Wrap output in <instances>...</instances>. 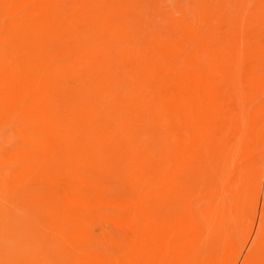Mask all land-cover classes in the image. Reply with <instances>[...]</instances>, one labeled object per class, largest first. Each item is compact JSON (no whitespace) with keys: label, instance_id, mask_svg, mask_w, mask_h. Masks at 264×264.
<instances>
[{"label":"rangeland","instance_id":"1","mask_svg":"<svg viewBox=\"0 0 264 264\" xmlns=\"http://www.w3.org/2000/svg\"><path fill=\"white\" fill-rule=\"evenodd\" d=\"M36 1L38 2L39 0L33 1V4L34 2L35 4L31 5L32 2L28 0L29 3L31 2L29 5L31 8L30 10L27 0H0V80L2 79V82L0 81V264H40L43 259H41V257H44L41 262L43 263L44 260L49 257L48 253L50 251L53 253V256H51L52 253H49L50 257L48 259L54 257L56 260L61 256L60 259L62 260L58 259V264H60V262L62 263L65 259L66 263L63 261L64 263L62 264H86V262L87 264H110L109 260L111 258L124 259L123 261L128 264L129 261L130 264H135V262L137 264H153L150 260L145 258V256L144 258L143 256L141 257L138 250L132 247L130 248L125 243V241L132 240V236L126 227L124 213H121L123 210L118 204H115L111 197L98 191V188L91 190L93 184L89 185V182H101L102 184L104 183V185L106 184L110 189L112 187L111 190L114 191L116 195H123L128 199L131 196L130 199L132 201L144 204L149 212L156 208L154 210L155 212L153 211V215L163 211L162 214L158 213V216L155 215V217L158 221L165 223V225L185 228L187 225L190 226L191 223L194 224L196 226L195 234L197 237V242L195 243L197 247L195 246L196 249L192 251L195 259L194 264H235V261L236 264H264V0H87V2L85 0H75L76 2L78 1V3H75L73 0L72 2L71 0H62L63 3H61V0H42L43 2L45 1L44 3L42 2V6H39L41 2L37 3ZM64 1L66 4H64ZM54 2H56V4L59 3L57 4L58 7ZM82 2L84 4H82ZM133 2H135V4ZM49 3L52 5L50 6ZM72 3L76 5L74 6ZM25 4L28 7L25 6ZM55 5L58 10L54 7ZM126 5L129 9L126 8ZM33 6L36 8H33ZM70 6L74 8V11L72 7L71 9H67ZM123 7L125 8L123 9ZM52 11L56 13H52ZM65 12L71 14V16L69 14H64ZM72 13H74V15ZM86 13L89 22L86 20ZM22 14H25V16ZM54 14H57L56 17ZM109 14L115 15H113V17L110 16V20H108ZM48 15L49 17L51 16L50 19ZM72 15L74 19L76 15L75 20H72ZM77 16L79 19H77ZM114 16L116 20H114ZM57 17H59V19ZM106 19L109 22L114 20L113 22L116 23L113 25V23L110 22L112 24H109ZM50 20L53 25H51ZM133 20L136 21V23ZM101 21L102 24L100 23ZM33 22H35V24ZM53 22L58 25L54 26ZM105 22L108 23V25H106ZM195 22L198 23L199 26H195L197 25ZM60 23L63 27L60 26ZM66 23L67 25L70 24L73 26L75 31H72V34L74 35L75 32L74 36L71 35L72 27H70V25L64 27ZM131 23H134V30ZM101 25L104 27H101ZM206 25L207 27H205ZM43 26L46 27L44 28ZM189 26L193 31H191ZM57 28L59 32H56ZM70 28L71 30L69 31ZM150 28H153L152 30L154 31L150 30ZM176 28L178 31H176ZM27 29L30 32L27 31ZM53 29H55L54 33L52 32ZM186 30L189 31V33ZM208 30L214 33L213 36L211 32V36L214 38L210 36L208 33L210 31ZM38 31L41 34H39ZM61 31L64 32L62 33ZM165 31L166 33L164 34ZM180 31L182 33H180ZM45 32L47 33L45 34ZM67 32L68 34H66ZM21 33L25 37L23 36L21 38ZM49 33H53V38H49L52 37ZM84 33L87 34L85 35ZM115 33L118 36H116ZM149 33L150 38L156 40L154 46L150 45L154 44L152 43L154 40L151 41V39L148 38V41H146ZM16 34L18 36L20 35L18 37L19 39ZM29 34L33 36L31 35L30 37ZM59 34H61L62 38L66 34V37L62 39ZM145 34L148 36L146 37ZM56 35L60 38L57 37L59 41L55 38ZM111 35L113 37H111ZM179 35H182L181 38ZM10 36L12 39H10ZM40 36L44 38L41 37L42 39H40ZM151 36L154 37L152 38ZM204 36H206L207 39ZM122 37L125 38V40H123ZM134 37L137 38L135 39ZM91 38L93 42L97 41V39L98 41L94 44ZM107 38H110L109 40L111 42L105 40ZM175 39H188L187 42L190 44L193 43L192 45L194 46L197 45L196 47H200L204 50L210 49L209 52L213 50L211 52L221 55L222 68H224L225 71L228 69V72H223L222 77L218 76L221 84L218 90L219 92H217L213 101L215 103L213 104L214 108L212 107L215 110L216 106V110L213 111V109H211L209 114L212 113L213 117L210 114L209 119L203 116V112L199 109V101L195 92L190 65L188 63L185 65V62L180 59L177 60L178 57H176L170 49L168 41H173ZM204 39L205 41H211L205 42ZM242 39L244 40L242 41ZM138 40L141 41V43H139ZM218 40L220 41L218 42ZM101 41L103 43H101ZM117 41H119V45H117ZM124 41H126L125 44H123ZM132 41H135V43L133 44ZM142 41L143 43L148 42V44H144V46ZM212 41H215L216 44L215 42L212 43ZM107 42H110L109 45ZM138 43L143 46L138 45ZM213 44H215V47ZM102 45L105 46L107 50H105ZM107 45L110 47L109 50H113L111 54L108 53L109 50ZM156 45L160 49L157 48ZM211 46L214 48H211ZM125 47L132 51V54H129V50H124V56L126 58L131 56L132 58V55L133 57L135 55L136 58L134 57L132 60H129L130 58L126 60L125 58L123 60L124 57L122 58L123 53L121 48L125 49ZM250 48L258 50H251ZM100 49H103V53ZM149 49L151 51L153 50L152 53ZM166 49L169 53H166ZM71 50L72 52H70ZM78 50L81 52V55H79L80 52H77ZM224 50L226 51L224 52ZM114 51L116 52L113 53ZM120 51L122 56L120 55ZM125 51H127V53ZM99 52L102 53L103 56H106L108 53L109 55L107 54L106 56L107 60L104 59L105 57ZM66 53L69 56L66 55ZM96 53L100 58L96 61L97 65L95 64L97 56L94 57ZM116 53L117 55L115 56L117 59L114 57ZM161 53L163 57L167 56L165 58H168L169 60H167L169 62L171 60L170 63L168 62L167 66V62L164 61L165 58L162 60L163 57ZM98 54H100V56ZM138 54L141 57H139ZM110 55H113V60L116 61L118 65L111 60L112 57ZM149 56H151V59H149ZM158 56L159 58L161 56L162 59H159ZM93 57L95 58L94 61L92 59ZM21 58L24 59L21 61ZM120 58L122 59L120 60ZM139 58L140 60L138 62ZM143 58L145 60H143ZM156 58L161 62L158 59L156 61ZM141 59L143 62H146H144L145 64H148L147 62H149V64L145 65ZM110 60L113 61V63H111ZM118 60H120L122 64ZM134 60L138 62V64L135 63ZM153 60L155 61L153 62ZM229 60L231 62H229ZM17 61L20 62L18 63ZM29 61L31 62L29 63ZM79 61L82 62L80 63ZM223 61L225 62V66L223 65ZM45 63L47 65L42 66ZM12 64H14L13 67ZM108 64L113 68L107 66ZM25 65L27 69H25ZM125 65H127L126 67H130V70L125 68ZM3 66H5L6 69H4L5 67L3 68ZM10 66L12 67V72L17 74H15V78L13 77L14 75H12L13 73L7 68ZM55 66L58 67L55 69ZM17 68L19 69L16 70ZM49 68L50 71L51 68L53 70L51 71L52 73L49 71V79L51 81L53 77V82L51 81V83L55 88V92L60 96L62 104L60 102L40 112L30 107L22 106L21 98L24 90L23 88L26 85L25 82L32 79V76L35 77L44 73V71L49 70ZM110 68H112L113 71ZM121 68H125L123 70L124 73L121 72ZM24 70H27L29 74L27 71L25 72L27 74H24ZM32 70H34V74L36 73L35 76ZM144 70L147 71L145 72ZM230 70H232L231 73H229ZM125 71L128 75H126ZM17 72L23 74L22 80L20 78L21 74ZM148 72H152L151 75H149ZM57 73L58 75L56 76ZM28 75L30 79L27 77ZM129 75H132V78L129 77ZM155 75L156 79H154L156 81L153 79ZM62 76L64 77L62 78ZM121 76L123 78L125 77V80L122 79ZM143 76L145 77L143 78ZM172 76H174V78ZM16 77L19 79H16ZM24 77L27 79L25 80ZM134 77H138V79ZM11 78L13 81L10 80ZM120 78L124 81H121ZM130 78L132 80H130ZM133 78L135 80H133ZM149 79L152 80L149 81ZM19 80H21V82H19ZM125 81L126 83H130L125 84ZM122 82H124L123 84H125L126 87L128 86L127 88L134 86L132 87L134 90L130 88L126 89L123 85L120 86ZM23 83H25V85H23ZM131 83L133 84L132 86ZM97 85H99V87H97ZM87 86H89V90ZM96 88H98V90ZM109 88L112 90H109ZM220 90L222 93H220ZM9 91L11 94H9ZM119 91H121V93ZM76 92L79 93L77 94ZM109 92H111L110 95ZM123 92L126 94H122ZM133 92L135 94L137 92V94L133 95ZM167 93L168 96L166 95ZM120 94L122 97H120ZM127 94L134 96L138 101H135L132 97L133 100L131 98L129 100ZM7 96H10V99H8ZM13 96H16V98ZM165 97L166 99H164ZM12 98H14V100H12ZM233 98L234 100H232ZM16 99L19 105L16 104ZM125 101L126 103L128 101L129 104L123 103ZM131 101H135L134 105ZM136 102L141 106L138 103L136 104ZM141 102L144 103L146 107L144 104L142 105ZM130 103H132L131 106L134 107V109L129 107ZM121 104L123 106H120ZM124 104L126 105L124 106ZM222 104H224L223 106L225 108L221 106ZM143 106L145 107V112L141 108ZM140 108L142 112H140L141 110L139 111ZM122 109L123 111H121ZM71 110L76 114L74 115ZM131 110H134V113ZM146 110L148 112H146ZM164 110H166V112ZM59 111H62V114ZM140 114L144 116L142 117L143 119L145 118V121L142 120ZM185 115L187 118L184 117ZM68 116L71 117L68 118ZM152 116L154 118L150 119ZM158 117H160V120L162 119L163 122H161ZM223 117L229 118L227 119L229 122L226 120L225 123V118L223 120ZM134 118L139 119L136 120L137 123L134 122ZM205 118L208 120L205 121ZM91 119L94 120L91 121ZM102 119L103 121L101 122L100 120ZM200 119L202 121H200ZM65 121H67V123ZM72 121L74 124H72ZM206 122H209V124ZM112 123L113 125H111ZM151 123L153 127H151ZM76 124L77 126H75ZM79 124H81L80 127ZM157 124L158 127L156 126ZM179 124L181 126H178ZM86 125L88 128H86ZM142 125L143 127H141ZM241 125L242 128H240ZM77 127L80 129L78 128V130H76ZM106 127L111 131L106 129ZM103 129L104 131H101ZM81 131L82 135L78 134V132L81 133ZM85 131H87L86 134L83 133ZM102 132H106L105 135ZM154 133L156 135H154ZM166 133H169L171 137L166 138L169 136H167ZM84 134L85 136H83ZM87 135H89V137ZM92 135L93 137H91ZM101 136L104 138H101ZM106 136L108 137L106 138ZM83 137H85V139H83ZM157 137L159 138L158 140H156ZM200 138L202 141H200ZM147 139H149V142ZM112 140L115 142V145L112 143ZM159 140L163 142L168 141V143L165 142L161 145ZM132 141H136L138 145L136 146V142L133 144ZM118 142L121 144L119 145ZM127 142H130V145ZM153 142L156 143L154 144ZM191 143L192 146L196 145L199 149V154L197 156L185 158L181 150ZM132 146L133 148L131 149ZM146 147L148 150H146ZM144 154L145 156H143ZM89 160L91 162H88ZM139 160H142V164H140ZM179 161L181 163L180 167L176 166L177 164L179 165ZM90 163H92V165ZM85 164L91 167V169ZM76 166L78 169H75ZM160 167L163 169H158ZM195 167L196 169H194ZM94 168H97L96 171H94ZM69 170H73V174ZM180 170H182L183 173H181ZM99 172L107 174L101 175ZM108 174L111 175L107 176ZM177 174L179 178H177ZM181 176L182 180H180ZM70 177H72V179H70ZM171 177L173 178L171 179ZM238 178L239 180H237ZM222 179L224 180L222 181ZM112 181L114 183H112ZM245 181H247V185H245ZM173 182L175 184H172ZM159 183H161L160 187ZM218 183H221L220 187ZM90 186H92V188ZM245 186H247V188H245ZM240 187H242L243 191ZM156 189H158V191H156ZM88 190L90 191L88 192ZM94 191L95 193H93ZM129 191H131L130 196ZM142 191L144 193L147 192V194L149 193L151 196L158 192V194L156 193L157 195L154 196L157 197V199L154 197V199L152 197L150 198L149 195L146 196V193L144 194ZM173 195L176 196V198ZM185 195L186 197L183 200ZM136 196L139 197V201H137L138 198ZM159 197L160 199H158ZM148 199H150V201ZM143 200H147L145 202L147 205L143 203ZM167 204L168 209L166 208ZM66 205H68V207ZM110 205L113 207H108ZM113 208L116 210L112 211ZM163 208H165V210ZM68 209L70 211L66 212ZM117 210H119V214ZM201 214L204 215L203 219L200 217ZM114 225L116 226L114 227ZM70 227L71 229H68ZM117 234L120 235L118 236ZM121 235L124 237V240ZM106 241L108 242V246H106ZM118 241L123 243L122 246H127L128 251L126 247H121V243L119 245ZM109 247H111V249ZM252 247L254 248L251 250ZM255 249L257 251H255ZM124 250L125 252H123ZM65 251L68 252L65 254ZM54 252L56 254H54ZM59 253H61V255H59ZM62 253L64 254L63 256ZM114 253L117 254L115 255ZM131 253L132 255H130ZM104 255L106 258L103 257ZM38 256L40 260L37 259ZM108 257H110V259ZM54 258L52 259L54 260ZM85 259L86 262L84 261ZM143 261L145 263H143Z\"/></svg>","mask_w":264,"mask_h":264},{"label":"bare ground","instance_id":"2","mask_svg":"<svg viewBox=\"0 0 264 264\" xmlns=\"http://www.w3.org/2000/svg\"><path fill=\"white\" fill-rule=\"evenodd\" d=\"M2 1V0H1ZM5 1V0H4ZM10 1H12V0H10ZM17 1V0H16ZM19 1V0H18ZM31 2H32V4H31V2L29 3L28 2V0H27V4H28V6L31 4V5H34L35 4V2H34V4H33V1H35V0H30ZM54 1H56V0H54ZM60 1V0H59ZM59 1H57V2H59ZM67 1V0H66ZM69 1V0H68ZM75 3H78V1L76 2L75 0H73ZM86 2H87V0H85ZM91 1V0H90ZM15 2V1H14ZM26 2V1H25ZM25 2H23V3H25ZM37 2V1H36ZM39 2H41L40 3V5L39 6H42V4L45 2H43L42 0H39L37 3H39ZM43 2V3H42ZM48 2V1H47ZM71 2H72V0H71ZM89 2V1H88ZM132 2V1H131ZM16 3V2H15ZM55 4H56V2H54ZM61 3H63L62 2V0H61ZM60 3V4H61ZM134 4H135V2H133ZM57 4H59V3H57ZM56 4V5H57ZM64 4H66L65 3V1H64ZM71 4V3H70ZM73 4V3H72ZM82 4H84L83 2H82ZM81 4V5H82ZM92 4V3H91ZM121 4V3H120ZM127 4V3H126ZM15 5V4H14ZM49 5L51 6L52 4L51 3H49ZM56 5L54 6V7H56ZM74 5V4H73ZM76 5V4H75ZM74 5V6H75ZM81 5H78V6H81ZM113 5H114V3H113ZM23 6V5H22ZM25 6H27L26 4H25ZM27 6V7H28ZM36 6H37V4H36ZM38 6V7H39ZM49 6V7H50ZM69 6V5H68ZM85 6V5H84ZM99 6V5H98ZM119 6V5H118ZM35 6H33V8H34ZM37 7V8H38ZM45 7V6H44ZM48 7V8H49ZM53 7V6H52ZM51 7V8H52ZM57 7H58V5H57ZM57 7H56V10H58L57 9ZM71 7L72 6H70V7H68L67 9H71ZM90 7H92V6H90ZM122 7V6H121ZM17 8H19V7H17ZM20 8H23V7H20ZM25 8V7H24ZM29 8H30V6H29ZM28 8V9H29ZM36 8V7H35ZM47 8V7H46ZM73 8V7H72ZM80 8H82V7H80ZM98 8V7H97ZM119 8H120V6H119ZM125 7H123V9H124ZM126 8L127 9H129L128 7H127V5H126ZM204 8V7H203ZM55 9V8H54ZM61 9V8H60ZM66 9V10H67ZM78 9V8H77ZM77 9H75V10H77ZM122 9V8H121ZM20 10V9H19ZM30 10H31V8H30ZM39 10V9H38ZM63 10V9H62ZM93 10V9H92ZM97 10V9H96ZM136 10L138 11V9L136 8ZM201 10V9H200ZM207 10V9H206ZM21 11V10H20ZM25 11V10H24ZM43 11H44V9H43ZM60 11V10H59ZM63 11H65V10H63ZM62 11V12H63ZM73 11H74V8H73ZM94 11V10H93ZM120 11V10H119ZM199 11V10H198ZM30 12V11H29ZM55 11H52V13H54ZM67 12V11H66ZM64 13V14H69V13ZM69 12H70V10H69ZM113 12H114V10H113ZM140 12V11H139ZM18 13H19V11H18ZM21 13V12H20ZM24 13V12H23ZM56 13V12H55ZM98 13V12H97ZM134 13V12H133ZM199 13V12H198ZM200 13H201V11H200ZM199 13V14H200ZM17 14V13H16ZM28 14V13H27ZM26 14V15H27ZM40 14H43V13H40ZM61 14H63V13H61ZM73 15H74V13H72ZM127 14V13H126ZM135 14V13H134ZM133 14V15H134ZM136 14H137V12H136ZM18 15V14H17ZM23 15V14H22ZM21 15V16H22ZM30 15V14H29ZM39 15V14H38ZM55 15V14H54ZM53 15V16H54ZM57 15V14H56ZM56 15H55V17H56ZM70 16H71V14H69ZM73 15H72V20L74 19L73 18ZM85 15H87V13L85 14ZM113 15H115V14H113ZM113 15H111V14H109L108 16V20H110V16L111 17H113ZM128 15V14H127ZM141 15V14H140ZM139 15V16H140ZM198 15V14H197ZM23 16H25V14L23 15ZM66 16V15H65ZM124 16H125V14H124ZM131 16V15H130ZM208 16V15H207ZM48 17H49V15H48ZM51 17V16H50ZM50 17H49V19H50ZM54 17V18H55ZM94 17H96V16H94ZM45 18V17H44ZM58 19H59V17H57ZM65 18H67V17H65ZM68 18H69V16H68ZM90 18V17H89ZM114 18H115V16H114ZM30 19V18H29ZM28 19V20H29ZM75 19H76V15H75ZM74 19V20H75ZM77 19H79L78 18V16H77ZM88 19V15H87V17H86V20ZM106 19V20H107ZM130 19V18H129ZM31 20V19H30ZM44 20H46V19H44ZM48 20V19H47ZM52 20V19H51ZM50 20V21H51ZM60 20H62V19H60ZM70 20H71V18H70ZM72 20H71V22H72ZM89 20V19H88ZM87 20V21H88ZM101 20H102V18H101ZM107 20V22H109ZM114 20H116V18L114 19ZM113 20V21H114ZM134 20H135V18H134ZM133 20V21H134ZM225 20V19H224ZM25 21V20H24ZM54 21V20H53ZM64 21V20H63ZM84 21V20H83ZM91 21H92V19H91ZM112 20L110 21V22H112L113 23V25L116 23V22H113ZM184 21V20H183ZM182 21V22H183ZM204 21V20H203ZM47 22V21H46ZM65 22V21H64ZM68 22V21H67ZM89 22V21H88ZM93 22V21H92ZM109 22V24H112V23H110ZM124 22H126V21H124ZM128 22V21H127ZM132 22V21H131ZM135 23H136V21H134ZM151 22V21H150ZM185 22V21H184ZM210 22H211V20H210ZM209 22V23H210ZM213 22V21H212ZM225 22V21H224ZM27 23V22H26ZM34 24H35V22H33ZM54 23V22H53ZM69 23V22H68ZM101 24H102V21L100 22ZM122 23H123V21H122ZM186 23V22H185ZM184 23V24H185ZM203 23V22H202ZM23 24H25V23H23ZM47 24V23H46ZM45 24V25H46ZM64 24V23H63ZM93 24H94V22H93ZM96 24H98V23H96ZM105 24L106 25H108V23H106L105 22ZM126 24H128V23H126ZM125 24V25H126ZM132 24V26H133V24L134 23H131ZM195 24H197V25H195V26H199L198 25V23H196L195 22ZM199 24H201V23H199ZM27 25V24H26ZM47 25H49V24H47ZM51 25H53L52 24V21H51ZM55 25H58L57 23L55 24L54 23V26ZM65 25H67V23L65 24ZM64 25V27H68L69 25H67V26H65ZM77 25V24H76ZM104 25V24H103ZM129 25H130V22H129ZM187 25V24H186ZM202 25V24H201ZM203 25H204V23H203ZM202 25V26H203ZM54 26H52V27H54ZM60 26H62L61 25V23H60ZM60 26H59V28H60ZM94 26H95V24H94ZM99 26V25H98ZM97 26V27H98ZM170 26V25H169ZM173 26V25H172ZM183 26V25H182ZM191 26H194V25H191ZM31 27V26H30ZM44 27V26H43ZM46 27V26H45ZM44 27V28H45ZM49 27V26H48ZM63 27V26H62ZM70 27H72V30H71V28L69 29V31L71 30V35L72 36H74L75 35V32H74V35L72 34V31H75L74 29H73V26L72 25H70ZM78 27V26H77ZM100 27V26H99ZM101 27H104V26H102L101 25ZM120 27V26H119ZM129 27V26H128ZM171 27V26H170ZM178 27V26H177ZM184 27H186V26H184ZM190 27V26H189ZM205 27H207V25L205 26ZM55 28V27H54ZM123 28H124V26H123ZM191 28V27H190ZM198 28V27H197ZM241 28V27H240ZM26 29V28H25ZM30 29V28H29ZM35 29V28H34ZM40 29V28H39ZM64 29V28H63ZM125 29V28H124ZM153 29V28H152ZM151 28H150V30H152ZM177 29V28H176ZM181 29H182V27H181ZM189 29V28H188ZM22 30V29H21ZM31 30V29H30ZM48 30H49V28H48ZM51 30H52V28H51ZM54 30L55 29H53V33H54ZM66 30H67V28H66ZM120 30H121V27H120ZM123 30V29H122ZM133 30H134V26H133ZM149 30V31H150ZM167 30V29H166ZM10 31H11V29H10ZM27 31H29L28 29H27ZM43 31V30H42ZM65 31V30H64ZM64 31H61L62 33L64 32ZM68 31V32H69ZM99 31H100V29H99ZM119 31V30H118ZM152 31H154V30H152ZM151 31V32H152ZM176 31H178V29L176 30ZM184 31V30H183ZM187 31V30H186ZM191 31H193L192 30V28H191ZM197 31V30H196ZM208 31H210V32H208L209 34H210V36H211V30H208ZM30 32V31H29ZM56 32H59V29L57 28V30H56ZM55 32V33H56ZM68 32L66 33V34H68ZM98 32V31H97ZM96 32V34L98 35V33ZM117 32V31H116ZM121 32V31H120ZM120 32H118V33H120ZM168 32V31H167ZM188 33H189V31H187ZM230 32V31H229ZM9 33V32H8ZM11 33H12V31H11ZM31 33H32V31H31ZM38 33L39 34H41L39 31H38ZM37 33V34H38ZM47 32H45V34H46ZM53 33H49V35H51L52 37H49V38H53ZM61 33V34H62ZM100 33V32H99ZM125 33V32H124ZM137 33V32H136ZM166 33V31L164 32V34ZM180 33H182L181 31H180ZM179 33V34H180ZM191 33H193V32H191ZM195 33V32H194ZM207 33V32H206ZM213 33V32H212ZM10 34V33H9ZM33 34V33H32ZM32 34H29V36L31 37V35ZM57 34V33H56ZM61 34H59L60 35V38H62L61 37ZM65 34V35H66ZM69 34H70V32H69ZM80 34V33H79ZM83 34V33H82ZM85 34V33H84ZM87 34V33H86ZM85 34V35H86ZM91 34V33H90ZM121 34V33H120ZM148 34V33H147ZM152 34V33H151ZM173 34V33H172ZM232 34V33H231ZM264 34V33H263ZM8 35V34H7ZM11 35V34H10ZM21 35H22V33H21ZM64 35V37H66ZM96 35V36H97ZM103 35H105V34H103ZM115 35H116V33H115ZM146 35V34H145ZM191 35V34H190ZM194 35V34H193ZM206 35V34H205ZM220 35V34H219ZM225 35V34H224ZM9 36V35H8ZM13 36V35H12ZM16 36H17V38L20 36H18L17 34H16ZM24 35H22V36H20L21 38L23 37ZM28 36V35H27ZM33 36V35H32ZM116 36H118V35H116ZM121 36V35H120ZM134 36H135V34H134ZM148 35H146V37H147ZM180 36V35H179ZM182 36V35H181ZM181 36H180V38H181ZM184 36V35H183ZM188 36H189V34H188ZM210 36H208V37H210ZM213 36H214V33H213ZM213 36H211L212 38H214ZM25 37V36H24ZM42 36H40V39H42V38H44V37H42ZM48 37V36H47ZM57 35H56V39H57ZM63 37V38H64ZM69 37V36H68ZM92 37H93V39H94V36L92 35ZM99 37V36H98ZM108 37V36H107ZM111 37H113L112 35H111ZM110 37V38H111ZM138 37V36H137ZM136 37V38H137ZM152 38L154 37V36H151ZM165 37H166V35H165ZM194 37V36H193ZM205 38H206V36H204ZM237 37H239V36H237ZM243 37V36H242ZM28 38V37H27ZM55 38H54V40H55ZM59 38V37H58ZM59 38V39H60ZM62 38V39H63ZM110 38H107V39H105V40H107V41H110L109 39ZM123 38V37H122ZM135 38V37H134ZM135 38V39H136ZM140 38V37H139ZM148 38H150V33H149V36L147 37V40L146 41H148ZM186 38V37H185ZM212 38H211V40H212ZM9 39V38H8ZM10 39H12V37L10 36ZM19 39V38H18ZM23 39H25V38H23ZM29 39V38H28ZM27 39V40H28ZM32 39H33V37H32ZM39 39V38H38ZM37 39V40H38ZM45 39H46V37H45ZM66 39H68V38H66ZM93 39L91 38V40H92V42H93ZM114 39V38H113ZM151 39V38H150ZM173 39H174V37H173ZM207 39V38H206ZM251 39V38H250ZM261 39V38H260ZM26 40V39H25ZM34 40V39H33ZM53 40V39H52ZM58 40V39H57ZM56 40V41H57ZM69 40V39H68ZM103 40H104V38H103ZM123 40H125V38H123ZM141 40V39H140ZM145 40H143L144 42H146ZM154 40V39H153ZM152 39H151V41H153ZM188 40V39H187ZM187 40H185V39H175V40H173V41H171V40H169L168 41V44H169V46H170V49L172 50V52L175 54V56L176 57H178L177 58V60L178 59H180V60H182V61H184L185 62V65H186V63H188L189 65H190V68H191V73H192V78H193V84H194V88H195V92H196V95H197V99H198V101H199V105L198 106H200V108L199 109H201V111L203 112V116H205V117H207L208 119H209V117H210V114L212 115V117H213V114L212 113H210L209 114V112L211 111V109H213L214 108V105L213 104H215L213 101H214V98L216 97V95H217V92H219L218 90H219V87H220V84H221V82H220V79H219V77L218 76H221L222 77V75H223V72L224 73H226V71L228 70H226L225 71V69L224 68H222V61H221V55L220 54H215V53H213V52H211V51H213V50H211L210 52H209V50H204V49H202V48H200V47H196V46H194V45H192V44H190L189 42H187ZM194 40V39H193ZM193 40H192V42H193ZM211 40H209V41H207V42H210ZM244 39H242V41H243ZM246 40V39H245ZM249 40V39H248ZM59 41V40H58ZM65 41V40H64ZM95 41V40H94ZM97 41H98V39H97ZM97 41H95V42H97ZM139 41V40H138ZM137 41V42H138ZM143 41H142V44L144 45V44H148V42L147 43H143ZM156 40H154L152 43H154ZM189 41H190V38H189ZM204 41H205V39H204ZM205 41V42H206ZM220 40H218V42H219ZM241 41V42H242ZM253 41V40H252ZM85 42V41H84ZM95 42H93L94 44H95ZM111 42V41H110ZM109 42V43H110ZM115 42V41H114ZM113 42V43H114ZM133 42V41H132ZM161 42H164V41H161ZM191 42V41H190ZM215 42V41H214ZM213 41H212V43H214ZM224 42H226V41H224ZM248 42V41H247ZM254 42V41H253ZM13 43V42H12ZM88 43V42H87ZM101 43H103L102 41H101ZM101 43H99V44H101ZM108 43V42H107ZM109 43H108V45H109ZM126 43V41H124V43L123 44H125ZM135 43V41L133 42V44ZM139 43H141V41H139ZM138 43V45H140V46H143V45H141V44H139ZM202 43H203V41H202ZM240 43V42H239ZM89 44V43H88ZM88 44H87V46H88ZM156 43H154V44H150L151 46H154ZM159 44V43H158ZM157 44V45H158ZM208 44V43H207ZM215 44H216V42H215ZM215 44H213L214 45V47H215ZM244 44V43H243ZM251 44V43H250ZM97 45V44H96ZM108 45H107V48H108V50H109V48L110 47H108ZM117 45H119V41H117ZM117 45H114V46H117ZM156 45V47L157 48H159L158 46ZM210 45V44H209ZM240 45V44H239ZM247 45V44H246ZM37 46V45H36ZM90 46V45H89ZM111 46V45H110ZM113 46V45H112ZM145 46V45H144ZM149 46V45H148ZM148 46H146V47H148ZM160 46H161V44H160ZM75 47V46H74ZM102 47H104V49H105V46H103L102 45ZM121 47H122V45H121ZM150 47V46H149ZM165 47V46H164ZM164 47H163V49H164ZM201 47H203V46H201ZM214 47H212L211 46V48H214ZM244 47H245V45H244ZM253 47V46H252ZM95 48V47H94ZM99 48V47H98ZM116 48V47H115ZM114 48V49H115ZM124 48V47H123ZM123 48H121L122 49V53H123V56H122V53H121V51H120V55L122 56V58H123V60L126 58L125 56H124V50H129V49H127V47H125V49H123ZM166 48V47H165ZM204 48H208V47H204ZM223 48V47H222ZM249 48V47H248ZM147 49V48H146ZM160 49V48H159ZM167 49H168V46H167ZM167 49H166V51H167ZM251 49V48H250ZM3 50V49H2ZM69 50H70V48H69ZM93 50V49H92ZM105 50H107V49H105ZM118 50V49H117ZM150 50V49H149ZM148 50V51H149ZM165 50V49H164ZM251 50H258V49H251ZM100 51L102 52L103 51V49L101 50L100 49ZM112 51L113 50H109V52L108 53H112ZM127 51H125L126 53H127ZM153 51V50H152ZM152 51L150 50V52L152 53ZM208 51V52H207ZM221 51H223V50H221ZM220 51V52H221ZM226 50H224V52H225ZM2 52V51H1ZM70 52H72V50L70 51ZM77 52H80L79 50L77 51ZM76 52V53H77ZM92 52V51H91ZM96 52V51H95ZM95 52H93V53H95ZM116 51H114L113 53H115ZM163 52V51H162ZM171 52V51H170ZM254 52V51H253ZM260 52V51H259ZM65 53V52H64ZM90 53V52H89ZM100 53V52H99ZM103 53V52H102ZM102 53H100V54H102ZM107 53V54H108ZM117 53H119V52H117ZM117 53L116 54H114V57L117 59V57L115 56V55H117ZM158 53V52H157ZM166 53H169L168 51L166 52ZM173 53H171V54H173ZM255 53H257V52H255ZM45 54V53H44ZM100 54H98L99 56H100ZM105 54H106V52H105ZM107 54H106V56H107ZM129 54L131 55L132 54V51H130L129 50ZM146 54H148V53H146ZM145 54V55H146ZM163 54H164V52H163ZM66 55H68L67 53H66ZM74 55V54H73ZM75 55H77V54H75ZM79 55H81V52H80V54ZM109 55V54H108ZM119 55V54H118ZM119 55V56H120ZM128 55V54H127ZM126 55V56H127ZM139 55V54H138ZM64 56V55H63ZM69 56V55H68ZM93 56V55H92ZM95 56H97V53L94 55V57ZM102 56H103V54H102ZM106 56L104 55L103 57H105L104 59H106ZM111 56V55H110ZM119 56H118V59H119ZM129 56V55H128ZM127 56V57H128ZM146 56H148V55H146ZM161 56L163 57V55H162V53H161ZM160 56V58L162 59V57ZM84 57V56H83ZM89 57V56H88ZM92 58L93 59V61H94V59L95 58ZM112 57V59L111 60H113V55L111 56ZM134 57L136 58V56L134 55ZM133 57V55H132V58H134ZM139 57H141L140 55H139ZM150 58L149 59H151V56H149ZM165 57H167V56H164L163 57V59L162 60H164V58ZM169 57V56H168ZM76 58H78V57H76ZM79 58H81V57H79ZM99 57L97 56L96 57V60H95V64L97 63L96 61L97 60H99L98 59ZM122 58H120V60L122 59ZM130 58V59H129ZM129 58H126V60L127 59H129V60H132V58H131V56H129ZM146 58V57H145ZM153 59H155L154 57H152ZM158 58H159V56H158ZM158 58H156V61H157V59ZM159 58V59H160ZM170 58V57H169ZM2 59H3V57H2ZM6 59V58H5ZM4 59V60H5ZM12 59V58H11ZM24 58H21V61L23 60ZM84 59V58H83ZM148 59V60H149ZM158 59V60H159ZM168 59V58H167ZM166 58H165V62H167L166 63V66H167V64H168V60H167ZM3 60V61H4ZM15 60V59H14ZM27 60V59H26ZM89 60V59H88ZM87 60V61H88ZM107 60V59H106ZM110 60V61H111ZM120 60H118L119 62H120ZM122 60V61H123ZM136 60V59H135ZM134 60V61H135ZM139 60H140V58L138 59V62H139ZM143 60H145L144 58H143ZM143 60L141 59V61L143 62ZM174 60H176V59H174ZM2 61V60H1ZM49 61V60H48ZM48 61H47V63H48ZM85 61V60H84ZM100 61H102V60H100ZM114 61V60H113ZM113 61H111V63H113ZM117 61V62H118ZM155 60H153V62H154ZM160 61V60H159ZM4 62H6V61H4ZM13 62V61H12ZM18 63L20 62V61H17ZM31 61H29V63H30ZM80 62V61H79ZM82 62V61H81ZM80 62V63H81ZM115 63H116V61H114ZM125 62V61H124ZM138 62H136L135 61V63H137L138 64ZM145 62V61H144ZM143 62V63H144ZM151 62V61H150ZM161 62V61H160ZM163 62V61H162ZM170 62H171V60H170ZM169 62V63H170ZM172 62H174V61H172ZM229 62H231L230 60H229ZM16 63V62H15ZM14 63V64H15ZM53 63V62H52ZM101 63V62H100ZM110 63V62H109ZM110 63V64H111ZM121 64H122V62H120ZM146 63V62H145ZM144 63V64H145ZM148 64H149V62H147ZM224 61H223V65H224ZM5 64V63H4ZM14 64H12V67H13V65ZM25 64V63H24ZM94 64V63H93ZM99 64V63H98ZM117 64V63H116ZM126 64V63H125ZM136 64V65H137ZM148 64H145V65H148ZM187 64V65H188ZM3 65V64H2ZM9 65V64H8ZM28 65V64H27ZM31 65V64H30ZM29 65V66H30ZM46 66L47 64L45 63V64H43L42 66ZM55 65H56V63H55ZM97 65V64H96ZM95 65V66H96ZM100 65V64H99ZM112 65V64H111ZM111 65H107V66H111ZM114 65V64H113ZM118 65V64H117ZM170 65V64H169ZM172 65V64H171ZM230 65H233V64H230ZM7 66V65H6ZM32 66V65H31ZM30 66V67H31ZM115 66V65H114ZM127 65H125V68H127V69H129L130 70V67H126ZM157 66H158V64H157ZM179 66V65H178ZM225 66V65H224ZM5 66H3V68H4ZM12 67L10 66V67H7L8 68V70L10 71V72H12ZM25 67H26V65H25ZM54 67V66H53ZM56 67H58V66H55V69H56ZM60 67V66H59ZM100 67V66H99ZM98 67V68H99ZM112 67V66H111ZM117 67V66H116ZM115 67V68H116ZM119 67V66H118ZM146 67V66H145ZM153 67H154V64H153ZM232 67V66H231ZM20 68V67H19ZM19 68H17L16 70H18ZM29 68V67H28ZM48 68V67H47ZM96 68V67H95ZM113 68V67H112ZM112 68H110V69H112ZM114 68V69H115ZM125 68H121L122 69V71L121 72H123V70L125 69ZM143 68V67H142ZM4 69H6V67L4 68ZM23 69V68H22ZM25 69H27V67L25 68ZM32 69V68H31ZM35 69V68H34ZM40 69V68H39ZM54 69V70H55ZM62 69V68H61ZM126 69V71L128 72V70ZM146 69V68H145ZM179 69V68H178ZM30 70V69H29ZM44 70V69H43ZM96 70V69H95ZM115 70H117V69H115ZM114 70V71H115ZM119 70V69H118ZM143 70V69H142ZM20 71V70H19ZM27 70H24V74H27V73H25ZM33 71V74H34V70H32ZM49 71H50V68H49V70H46V71H44V73H42V74H39V75H37V76H35L36 75V73L34 74V76L35 77H33L32 76V79H30L29 78V75L27 76L30 80L28 81H26L25 83H26V85H25V83H23V85H25L24 86V90H23V93H22V101H21V103H22V106H24V107H30V108H32V109H34L35 111H42V110H46L48 107H51V106H54V105H56V104H58V103H60L61 102V98H60V96L58 95V93L57 92H55V88H54V86H53V84L51 83V81H52V78H51V81H50V79H49ZM51 71H53L52 70V68H51ZM50 71V72H51ZM97 71H98V69H97ZM112 71H113V69H112ZM125 71V73H126V75H128V73ZM132 71V70H131ZM145 71V70H144ZM147 71V70H146ZM145 71V72H146ZM151 71H152V68H151ZM161 71V70H160ZM231 71L232 70H230V72L229 73H231ZM21 72H22V70H21ZM28 72V71H27ZM63 72V71H62ZM139 72V71H138ZM157 72V71H156ZM162 72V71H161ZM181 72V71H180ZM228 72V71H227ZM13 74L12 75H14L13 77L15 78V74H14V72H12ZM17 73H20V72H17ZM52 73V72H51ZM124 73V72H123ZM149 73V72H148ZM152 73V72H151ZM151 73H149V75H151ZM240 73V72H239ZM21 74V73H20ZM19 74V75H20ZM28 74H29V72H28ZM134 74V73H133ZM143 74H145V73H143ZM10 75V74H9ZM17 75V74H16ZM22 75L23 74H21V80H22ZM31 75V74H30ZM58 75V73L56 74V76ZM124 75V74H123ZM126 75H125V77H126ZM135 75V74H134ZM160 75V74H159ZM231 75V74H230ZM114 76V75H113ZM182 76V75H181ZM64 76H62V78H63ZM122 77V76H121ZM125 77L123 78L122 77V79H124L125 80ZM129 77H131L132 78V75L130 76L129 75ZM145 76H143V78H144ZM162 77V76H161ZM173 78H174V76H172ZM18 77H16V79H17ZM25 78V77H24ZM101 78V77H100ZM128 78V77H127ZM130 78V80H132ZM134 78H136V79H138V77H134ZM133 78V80H135ZM147 78H149V77H147ZM156 79V75H155V77H153V79ZM176 78V77H175ZM232 78V77H231ZM19 79V78H18ZM27 78H25V80H26ZM94 79V78H93ZM103 79V78H102ZM107 79V78H106ZM154 79V81H156ZM224 79V78H223ZM10 80H12V78L10 79ZM21 80H19V82H21ZM104 80V79H103ZM120 80H121V78H120ZM120 80L118 79V81L120 82ZM124 80H121V81H124ZM129 80V81H130ZM152 80V79H151ZM150 79H149V81H151ZM240 80V79H239ZM1 82H2V79L0 80ZM13 81V80H12ZM18 81V80H17ZM107 81V80H106ZM137 81V80H136ZM16 82V81H15ZM53 82V81H52ZM96 82V81H95ZM94 82V83H95ZM109 82V81H108ZM115 82V81H114ZM117 82V81H116ZM131 82V81H130ZM130 82H127V83H130ZM134 83H137V82H135V81H133ZM146 82H147V80H146ZM5 83H6V81H5ZM8 83V82H7ZM13 83V82H12ZM93 83V84H94ZM98 83V82H97ZM101 83V82H100ZM100 83H99V85H100ZM124 82H122L121 84H120V86L121 85H123V86H125L126 87V85L125 84H127L126 83V81H125V84H123ZM150 83V82H149ZM153 83H155V82H153ZM156 83H158V82H156ZM14 84V83H13ZM19 84V83H18ZM85 84V83H84ZM102 84V83H101ZM4 85H6V84H4ZM10 85V84H9ZM58 85V84H57ZM92 85V84H91ZM90 85V86H91ZM95 85V84H94ZM99 85H97V87H99ZM129 85V84H128ZM133 84L131 83V86H132ZM152 85V84H151ZM160 85V84H159ZM162 85V84H161ZM101 86V85H100ZM107 86V85H106ZM154 86V85H153ZM22 87V86H21ZM79 87V86H78ZM82 87V86H81ZM88 87L89 86H87V89H88ZM102 87V86H101ZM105 87V86H104ZM108 87V86H107ZM125 87H124V89H125ZM128 87V86H127ZM126 87V89H132V87H134V86H132V87H129V88H127ZM160 87V86H159ZM67 88V87H66ZM65 88V89H66ZM113 88V87H112ZM121 88H123V87H121ZM173 88H174V86H173ZM172 88V89H173ZM19 89V88H18ZM21 89V88H20ZM97 90H98V88H96ZM123 89V90H124ZM167 89V88H166ZM248 89V88H247ZM9 90H12V89H9ZM58 90V89H57ZM89 90V89H88ZM109 90H112V89H110L109 88ZM119 90V89H118ZM122 90V89H121ZM132 90H134V89H132ZM246 90V89H245ZM78 91V90H77ZM93 91V90H92ZM92 91H91V93H92ZM95 91V90H94ZM108 91V90H107ZM116 91V90H115ZM114 91V92H115ZM136 91V90H135ZM134 91V92H135ZM160 91V90H159ZM163 91V90H162ZM167 91V90H166ZM224 91V90H223ZM5 92V91H4ZM6 92H8V91H6ZM10 92V91H9ZM64 92V91H63ZM116 92H118V91H116ZM120 93H121V91H119ZM126 92V91H125ZM125 92H123L122 94H124ZM133 92V95H136L137 94V92H136V94ZM143 92V91H142ZM19 93V92H18ZM17 93V94H18ZM77 94L79 93V92H76ZM110 93L111 92H109V95H110ZM127 93H129V92H127ZM220 93H222L221 92V90H220ZM248 93V92H247ZM9 94H11V92L9 93ZM20 94V93H19ZM60 94H61V92H60ZM63 94V93H62ZM72 94V93H71ZM74 94V93H73ZM106 94V93H105ZM126 94V93H125ZM165 94V93H164ZM164 94H163V96H164ZM227 94V93H226ZM13 95V94H12ZM16 95V94H15ZM91 95V94H90ZM98 95V94H97ZM128 95V94H127ZM167 96H168V93L166 94ZM165 95V96H166ZM18 96H20V95H18ZM101 96H103V95H101ZM106 96V95H105ZM104 96V97H105ZM130 96V97H129ZM228 96V95H227ZM4 97V96H3ZM8 97V96H7ZM10 97V96H9ZM8 97V99H10ZM13 97H15L16 98V96H13ZM88 97V96H87ZM120 97H122V95L120 94ZM126 97V96H125ZM128 98H129V100H130V98L132 97L135 101L137 100L138 101V99H135V97L134 96H131L130 94L127 96ZM5 98V97H4ZM93 98V97H92ZM131 98V99H132ZM138 98V97H137ZM139 98H141V97H139ZM168 98V97H167ZM193 98V97H192ZM20 99V98H19ZM76 99V98H75ZM99 99V98H98ZM106 99V98H105ZM125 99V98H124ZM132 99V100H133ZM164 99H166V97L164 98ZM227 99V98H226ZM12 100H14V98H12ZM17 100V99H16ZM16 100H15V102H16ZM114 100V99H113ZM118 100H119V98H118ZM121 100V99H120ZM232 100H234V98L232 99ZM104 101V100H103ZM135 101H131L132 103H133V105H134V102ZM14 102V101H13ZM82 102V101H81ZM81 102H79V103H81ZM112 102V101H111ZM143 102V101H142ZM141 102V104L143 105L144 103H142ZM220 102V101H219ZM231 102V101H230ZM92 103V102H91ZM101 103V102H100ZM103 103V102H102ZM113 103V102H112ZM123 103H126V101L125 102H123ZM122 103V104H123ZM132 103H130V106L129 107H132L131 106V104ZM138 102H136V104H137ZM221 103V102H220ZM228 103V102H227ZM10 104V103H9ZM13 104V103H12ZM16 104H18V100H17V102H16ZM61 104H62V102H61ZM90 104V103H89ZM93 104H94V101H93ZM97 104V103H96ZM111 104V103H110ZM118 104V103H117ZM120 104V103H119ZM120 105V106H123V105ZM127 105L129 104L128 103V101H127V103H126ZM126 104H124V106L126 105ZM139 104V103H138ZM14 105V104H13ZM19 105V104H18ZM64 105V104H63ZM66 105V104H65ZM100 105V104H99ZM114 105V104H113ZM140 105V104H139ZM147 105V104H146ZM152 105V104H151ZM219 105V104H218ZM224 104H222L221 106L222 107H224L223 106ZM11 106V105H10ZM21 106V107H22ZM74 106V105H73ZM116 106V105H115ZM136 106V105H135ZM141 106V105H140ZM144 106H145V104H144ZM141 107L143 110L145 109V107ZM150 106V105H149ZM153 106V105H152ZM226 106V105H225ZM111 107H112V105H111ZM117 107V106H116ZM213 107V108H212ZM79 108V107H78ZM114 108V107H113ZM133 109H134V107H132ZM139 109V111L140 112H142V109ZM225 108V107H224ZM223 108V109H224ZM73 109V108H72ZM75 109V108H74ZM89 109H91V108H89ZM93 109V108H92ZM99 109V108H98ZM104 109V108H103ZM107 109V108H106ZM117 109V108H116ZM124 109V108H123ZM123 109L121 110V111H123ZM128 109V108H127ZM147 109V108H146ZM153 109H154V107H153ZM190 109H192V108H190ZM21 110V109H20ZM76 110V109H75ZM155 110V109H154ZM215 110H216V106H215ZM214 109H213V111H215ZM238 110H239V108H238ZM17 111H18V109H17ZM30 111V110H29ZM89 111V110H88ZM92 111V110H91ZM100 111H101V109H100ZM99 111V112H100ZM132 112L134 111V110H131ZM165 112H166V110H164ZM212 111V112H213ZM224 111V110H223ZM60 112V111H59ZM62 112V111H61ZM60 112V113H61ZM71 112H72V110H71ZM106 112V111H105ZM114 112V111H113ZM144 112H145V110H144ZM146 112H148L147 110H146ZM189 112H190V110H189ZM69 113V112H68ZM73 113V112H72ZM98 113V112H97ZM128 113V112H127ZM134 113V112H133ZM139 113V112H138ZM151 113V112H150ZM198 113V112H197ZM62 114V113H61ZM74 115L76 114L75 112L73 113ZM106 114H107V112H106ZM109 114V113H108ZM119 114V113H118ZM143 114H145V113H143ZM200 114V113H199ZM235 114V113H234ZM104 115V114H103ZM110 115V114H109ZM120 115V114H119ZM155 115V114H154ZM201 115V114H200ZM224 115V114H223ZM31 116V115H30ZM58 116H59V114H58ZM62 116V115H61ZM78 116V115H77ZM83 116H85V115H83ZM93 116V115H92ZM97 116V115H96ZM125 116V115H124ZM133 116H134V114H133ZM143 116V115H142ZM141 116V114H140V117H142ZM156 116H158V115H156ZM163 116V115H162ZM191 116V115H190ZM198 116V115H197ZM225 116V115H224ZM40 117V116H39ZM38 117V118H39ZM71 116H68V118H70ZM74 117V116H73ZM76 117V116H75ZM88 117H90V116H88ZM110 117H112V116H110ZM120 117V116H119ZM144 117V116H143ZM143 117H142V120H144L145 121V118L143 119ZM145 117H146V115H145ZM161 117V116H160ZM160 117H158V119L160 120ZM165 117H166V115H165ZM184 117H186V115L184 116ZM201 117V116H200ZM227 117V116H226ZM27 118H29V117H27ZM38 118H36V119H38ZM81 118V117H80ZM91 118V117H90ZM90 118H89V121H90ZM99 118H100V116H99ZM104 118V117H103ZM106 118V117H105ZM152 118H154L153 116L150 118V119H152ZM157 118V117H156ZM187 118V117H186ZM207 118H205V121L206 120H208ZM224 118L225 117H223L222 119L224 120ZM64 119V118H63ZM84 119H85V117H84ZM98 119V118H97ZM115 119H116V116H115ZM126 119H127V116H126ZM135 119V118H134ZM203 119V118H202ZM213 119V118H212ZM219 119H220V117H219ZM218 119V120H219ZM227 119H229V118H225V123H226V120ZM33 120V119H32ZM58 120V119H57ZM65 120V119H64ZM76 120V119H75ZM78 120V119H77ZM94 120V119H93ZM92 119H91V121H93ZM105 120V119H104ZM119 120V119H118ZM136 120H139V119H135V121L134 122H136ZM141 120V119H140ZM189 120V119H188ZM218 120H216V121H218ZM237 120V119H236ZM88 121V122H89ZM101 122L103 121V119L102 120H100ZM131 121V120H130ZM152 121V120H151ZM161 122H163L162 121V119L160 120ZM200 121H202L201 119H200ZM235 121V120H234ZM66 123H67V121H65ZM71 122V121H70ZM78 122H79V120H78ZM97 122V121H96ZM100 122V123H101ZM142 122V121H141ZM147 122V121H146ZM155 122V121H154ZM153 122V123H154ZM227 122H229L228 120H227ZM241 122V121H240ZM239 122V123H240ZM69 123V122H68ZM81 123V122H80ZM106 123H107V120H106ZM137 123V122H136ZM206 123H208L209 124V122H206ZM212 123H213V121H212ZM211 123V124H212ZM224 123V124H225ZM254 123V122H253ZM42 124V123H41ZM51 124V123H50ZM72 124H74L73 123V121H72ZM92 124V123H91ZM135 124V123H134ZM139 124H141V123H139ZM143 124V123H142ZM146 124V123H145ZM160 124H162V123H160ZM186 124V123H185ZM187 124H188V121H187ZM215 124V123H214ZM214 124H213V127H214ZM218 124V123H217ZM232 124H233V122H232ZM67 125V124H66ZM80 125L81 124H79V127H80ZM111 125H113V123L111 124ZM153 124L151 123V127H153L152 126ZM198 125H199V123H198ZM207 125V124H206ZM244 125V124H243ZM71 126V125H70ZM70 126H68V127H70ZM73 126V125H72ZM75 126H77V124L75 125ZM83 126V125H82ZM101 126V125H100ZM121 126V125H120ZM157 127H158V124L156 125ZM155 126V127H156ZM178 126H181L180 124L178 125ZM210 126V125H209ZM224 126V125H223ZM222 126V127H223ZM240 126V125H239ZM79 127H77L76 128V130H78V128ZM85 127V126H84ZM135 127V126H134ZM141 127H143V125L141 126ZM156 127V128H157ZM183 127V126H182ZM221 127V128H222ZM225 127V126H224ZM73 128V127H72ZM86 128H88V126L86 125ZM85 128V129H86ZM105 128V127H104ZM117 128V127H116ZM170 128H171V126H170ZM240 128H242V125H241V127ZM80 129V128H79ZM84 129V130H85ZM93 129H94V127H93ZM92 129V131L94 132V130ZM106 129H108V130H110L109 128H107L106 127ZM160 129V128H159ZM159 129H158V131H159ZM206 129V128H205ZM225 129H227V128H225ZM75 130V129H74ZM82 130V129H81ZM96 130H97V128H96ZM146 130H148V129H146ZM204 130V129H203ZM242 130V129H241ZM83 131V130H82ZM82 131H81V133L80 132H78V134H80V135H82ZM101 131H104V129L103 130H101ZM106 131V130H105ZM111 131V130H110ZM109 131V132H110ZM138 131V130H137ZM153 131V130H152ZM86 132L87 131H85V132H83V133H85L86 134ZM156 132V131H155ZM168 132H169V130H168ZM102 133H104V132H102ZM106 133V132H105ZM105 133H104V135H105ZM129 133H130V131H129ZM141 133V132H140ZM147 133V132H146ZM151 133V132H150ZM150 133H149V136H150ZM85 134L83 135V136H85ZM90 134H92V133H90ZM89 134V135H90ZM110 134V133H109ZM153 134V133H152ZM167 134V133H166ZM171 134V133H170ZM209 134V133H208ZM215 134H216V132H215ZM214 134V135H215ZM224 134V133H223ZM227 134V133H226ZM89 135H87L88 137H89ZM99 135V134H98ZM102 135V134H101ZM122 135V134H121ZM133 135H134V133H133ZM136 135V134H135ZM154 135H156L155 133H154ZM159 135H161V134H159ZM169 135V133L167 134V136ZM217 135V134H216ZM215 135V136H216ZM95 136V135H94ZM100 136V135H99ZM103 136V135H102ZM101 136V138H104V137H102ZM114 136V135H113ZM112 136V137H113ZM152 136V135H151ZM163 136H164V133H163ZM162 136V137H163ZM166 136V135H165ZM200 136V135H199ZM91 137H93V135L91 136ZM96 137H98V136H96ZM108 136H106V138H107ZM160 137V136H159ZM169 137H171L170 135L168 136V137H166V138H169ZM114 138V137H113ZM148 138V137H147ZM153 138L155 139V137L153 136ZM213 138H215V137H213ZM83 139H85V137H83ZM110 139H112V138H110ZM115 139V138H114ZM152 139V138H151ZM159 138L157 137V139L156 140H158ZM198 139V138H197ZM109 140V139H108ZM116 140V139H115ZM134 140V139H133ZM138 140V139H137ZM149 139H147V141H148ZM161 140H162V138H161ZM164 140V139H163ZM189 140V139H188ZM113 141V140H112ZM111 141V142H112ZM121 141V140H120ZM123 141V140H122ZM160 141V140H159ZM173 141H174V139H173ZM190 141V140H189ZM200 141H202L201 140V138H200ZM110 142V141H109ZM131 142V141H130ZM129 142V143H130ZM133 142V144H134V142H136V141H132ZM149 142V141H148ZM158 142V141H157ZM161 142V145H163L166 141H160ZM160 142H158V143H160ZM172 142V141H171ZM112 143H114V145H115V142L113 141ZM116 143H117V141H116ZM119 143V142H118ZM128 143V142H127ZM128 143V144H129ZM142 143V142H141ZM140 143V144H141ZM154 143V142H153ZM156 143V142H155ZM154 143V144H155ZM166 143H168V141L166 142ZM188 143V142H187ZM201 143V142H200ZM121 143H119V145H120ZM132 144V143H131ZM174 144V143H173ZM78 145V144H77ZM130 145V144H129ZM138 145V143L136 142V146ZM147 145V144H146ZM117 146V145H116ZM128 146V145H127ZM134 146V145H133ZM133 146L131 147V149L133 148ZM136 146H134V147H136ZM140 146V145H139ZM147 146H150V145H147ZM118 147H121V146H118ZM164 147V146H163ZM129 148H130V146H129ZM147 148V147H146ZM145 148V149H146ZM137 149V148H136ZM138 150V149H137ZM146 150H148V148L146 149ZM204 150V149H203ZM203 150H200V151H203ZM81 151H82V149H81ZM129 151H131V150H129ZM139 151H140V149H139ZM182 151V155L185 157V158H187V157H190V156H197L198 154H199V149L196 147V145H193L192 146V143L191 144H188L187 146H185L184 148H183V150H181ZM124 152H125V150H124ZM137 152V151H136ZM165 152V151H164ZM134 153V152H133ZM145 153V152H144ZM135 154V153H134ZM204 154V153H203ZM263 155V154H262ZM143 156H145V154L143 155ZM178 156H179V154H178ZM181 156V155H180ZM141 158H142V156H140ZM133 158V157H132ZM140 158V159H141ZM178 158V157H177ZM198 158V157H197ZM84 159V158H83ZM83 159H81V160H83ZM142 159H144V158H142ZM174 159V158H173ZM196 159V158H195ZM204 160V159H203ZM203 160H201V161H203ZM87 161V160H86ZM93 161V160H92ZM140 161V164H142L141 163V161L142 160H139ZM84 162V161H83ZM88 162H91L90 160L88 161ZM138 162V161H137ZM173 162V161H172ZM178 162V161H177ZM192 162V161H191ZM233 162V161H232ZM84 163H86V162H84ZM163 163V162H162ZM195 163V162H194ZM91 165H92V163H90ZM139 164V163H138ZM164 164V163H163ZM163 164H161V165H163ZM173 164V163H172ZM181 163H180V161H179V165L177 164L176 166H181L180 165ZM80 165V164H79ZM83 165V164H82ZM82 165H81V167H82ZM86 165V164H85ZM84 165V166H85ZM88 165H89V163H88ZM88 165H86V166H88ZM25 166H27V165H25ZM83 166V167H84ZM94 166V165H93ZM114 166V165H113ZM168 166V165H167ZM166 166V167H167ZM28 167V166H27ZM31 167V166H30ZM165 167V166H164ZM172 167V166H171ZM171 167H170V169H171ZM191 167V166H190ZM29 168V167H28ZM32 168H33V166H32ZM88 168H90L91 169V167H89L88 166ZM162 167H160V168H158V169H161ZM178 168V167H177ZM71 169V168H70ZM73 169V168H72ZM75 169H78L77 168V166H76V168ZM75 169H73V170H75ZM80 169V168H79ZM97 169V168H96ZM96 169L94 168V171H96ZM163 169V168H162ZM186 169V168H185ZM194 169H196V167L194 168ZM203 169H204V167H203ZM33 170V169H32ZM72 170V171H73ZM83 170V169H82ZM179 170V169H178ZM177 170V171H178ZM198 170V169H197ZM69 171H71V170H69ZM72 171H71V173H72ZM76 171V170H75ZM74 171V172H75ZM79 171V170H78ZM98 171H100V170H98ZM113 171V170H112ZM165 171V170H164ZM181 171V173H183L182 172V170H180ZM106 172V171H105ZM120 172V171H119ZM140 172V171H139ZM166 172V171H165ZM250 172V171H249ZM101 172H99V174H100ZM114 173V172H113ZM116 173H118V172H116ZM121 173V172H120ZM162 173V172H161ZM168 173V172H167ZM170 173V172H169ZM171 173H172V169H171ZM65 174V173H64ZM73 174V173H72ZM75 174V173H74ZM107 173H104V174H102L101 173V175H106ZM164 174H166V173H164ZM223 174V173H222ZM109 175H111V174H108L107 176H109ZM114 175V174H113ZM173 175V174H172ZM199 175V174H198ZM79 176V175H78ZM77 176V177H78ZM115 176V175H114ZM143 176V175H142ZM159 176H160V174H159ZM171 176V175H170ZM177 176H178V174H177ZM216 176V175H215ZM220 176H221V174H220ZM112 177V176H111ZM136 177V176H135ZM138 177V176H137ZM166 177V176H165ZM211 177V176H210ZM112 178H114V177H112ZM173 177H171V179H172ZM177 178H179V176L177 177ZM264 178V177H263ZM18 179V178H17ZM70 179H72V177H70ZM170 179V178H169ZM176 179V178H175ZM19 180V179H18ZM140 180H141V177H140ZM180 180H182V176H181V178H180ZM224 179H222V181H223ZM237 180H239V178L237 179ZM79 181V180H78ZM110 181V180H109ZM115 181V180H114ZM117 181H118V179H117ZM129 181V180H128ZM133 181V180H132ZM177 181V180H176ZM187 181V180H186ZM185 181V182H186ZM198 181V180H197ZM196 181V182H197ZM217 181V180H216ZM219 181V180H218ZM221 181V180H220ZM241 181V180H240ZM116 182V181H115ZM160 182V181H159ZM169 182V181H168ZM184 182V183H185ZM234 182V181H233ZM238 182V181H237ZM236 182V183H237ZM242 182V181H241ZM246 182L247 181H245V185H247L246 184ZM262 182V181H261ZM70 183V182H69ZM72 183V182H71ZM111 183V182H110ZM112 183H114L113 181H112ZM127 183V182H126ZM144 183V182H143ZM171 183V182H170ZM216 183V182H215ZM76 184H78V183H76ZM90 184H93V188H92V186H90L92 189L91 190H93V189H95V188H98L99 190L98 191H101L103 194H105V195H107L108 197H111L112 198V200L115 202V204H118V206L123 210V212H121L122 214L124 213V219H125V224H126V227H127V229H128V231H129V233L131 234V236H132V240H128V241H125V243L127 244V246H129L130 248L132 247V248H135L136 250H138V253H140V255H141V257L143 256V258H144V256H145V258H147L148 260H150L153 264H194V261H195V259H194V257H193V254H192V251H194L195 249H196V242H197V240H196V234H195V232H196V226L194 225V224H192L191 223V225L190 226H188L187 225V227H185V228H180V227H174V226H170V225H165V223H162V222H160V221H158L157 219H156V217H155V215L156 216H158L157 214L158 213H163V211L162 212H158V213H156L155 215H153L154 214V210L156 209H154L153 211H148V209L146 208V206L144 205V204H141V203H139V202H136V201H132L130 198H131V196H130V192L131 191H129V196H130V198L128 199V198H125V196H123V195H116V193L114 192V191H112L111 189H112V187H111V189L109 188V187H107V185L105 184L104 185V183L102 184L101 182L100 183H98V182H89V185ZM134 184V183H133ZM132 184V185H133ZM167 184V183H166ZM172 184H175L174 182L172 183ZM211 184V183H210ZM219 184V187H220V184L221 183H218ZM224 184V183H223ZM244 184V183H243ZM168 185V184H167ZM237 186H239L238 184H236ZM82 186V185H81ZM115 186V185H114ZM125 186V185H124ZM138 186V185H137ZM146 186V185H145ZM161 186V183H159V187ZM205 186H208V185H205ZM131 187V186H130ZM144 187V186H143ZM146 187H148V186H146ZM150 187V186H149ZM157 187V186H156ZM196 187V186H195ZM243 187H244V185H243ZM83 188V187H82ZM127 188V187H126ZM134 188V187H133ZM140 188H141V186H140ZM165 188V187H164ZM168 188H170V187H168ZM221 188H222V186H221ZM220 188V189H221ZM241 188V190H242V187H240ZM245 188H247V186H245ZM142 189V188H141ZM149 191H151L149 188H147ZM152 189V188H151ZM171 189V188H170ZM173 189V188H172ZM208 189V188H207ZM71 190V189H70ZM130 190V189H129ZM136 190V189H135ZM138 190V189H137ZM145 190V189H144ZM143 190V191H144ZM161 190H163V189H161ZM160 190V191H161ZM165 190H166V188H165ZM206 190V189H205ZM72 191V190H71ZM90 190H88V192H89ZM142 191V192H143ZM156 191H158V189H156ZM204 191V190H203ZM220 191H223V190H220ZM243 191V190H242ZM97 192V191H96ZM119 192L121 193V191L119 190ZM164 192V191H163ZM178 192V191H177ZM183 192V191H182ZM68 193H69V191H68ZM93 193H95V191L93 192ZM100 193V192H99ZM139 193H140V191H139ZM144 193V192H143ZM142 193V194H143ZM146 193V196L147 195H149V193L147 194V192H145ZM144 193V194H145ZM151 193V192H150ZM155 193V192H154ZM157 194H158V192H156ZM155 193V195H157ZM160 193V192H159ZM243 193V192H242ZM166 194V193H165ZM226 194V193H225ZM4 195V194H3ZM19 195V194H18ZM88 195V194H87ZM137 195H138V193H137ZM153 195V194H152ZM155 195H153V196H151V195H149V197L151 198H153ZM172 195V194H171ZM179 195V194H178ZM86 196V195H85ZM142 196V195H141ZM174 196V195H173ZM264 196V195H263ZM137 197V196H136ZM148 197V198H149ZM175 198H176V196H174ZM185 197H186V195L184 196V198H183V200L185 199ZM219 197V196H218ZM138 199H137V201H139V197H137ZM154 198H156L157 199V197H154ZM153 198V199H154ZM220 198V197H219ZM145 199V198H144ZM158 199H160V197L158 198ZM262 199V198H261ZM87 200V199H86ZM134 200V199H133ZM136 200V199H135ZM149 201H150V199H148ZM172 200V199H171ZM89 201V200H88ZM144 201V200H143ZM147 201V200H146ZM146 201H144L143 203H145ZM65 202V201H64ZM63 202V203H64ZM170 202V201H169ZM14 203V202H13ZM113 204V203H112ZM146 204V203H145ZM259 204V203H258ZM147 205V204H146ZM148 205H149V202H148ZM170 205V204H169ZM67 207H68V205H66ZM150 206L152 207V205H151V203H150ZM155 206V205H154ZM108 207H111V205L110 206H108ZM113 207V206H112ZM111 207V208H112ZM168 207V204H167V206H166V208ZM114 208H115V206H114ZM112 209V211L113 210H116V209ZM120 208H119V210H120ZM159 209V208H158ZM157 209V210H158ZM164 210H165V208H163ZM168 209V208H167ZM119 210H117L118 211V214H119ZM175 210H176V208H175ZM68 211H70L69 209L66 211V212H68ZM111 211V210H110ZM116 211V212H117ZM186 211H189V210H186ZM192 211V210H191ZM219 211V210H218ZM33 212V211H32ZM115 212V211H114ZM221 212V211H220ZM63 213V212H62ZM62 213H61V215H62ZM151 213V214H150ZM160 214V215H161ZM184 214V213H183ZM182 214V215H183ZM16 215V214H15ZM69 215V214H68ZM197 215V214H196ZM202 215V216H201ZM200 215V217H202V219H203V217H204V215L203 214H201ZM64 216V215H63ZM199 216V215H198ZM121 217H123V216H121ZM64 219V218H63ZM71 219H72V217H71ZM194 222V221H193ZM67 224V223H66ZM217 224V223H216ZM116 225H114V227H115ZM113 227V226H112ZM67 229V228H66ZM68 229H71V227L70 228H68ZM117 230H119V229H117ZM208 230V229H207ZM103 235V234H102ZM118 235V234H117ZM116 235V236H117ZM120 235V234H119ZM118 235V236H119ZM224 236V235H223ZM121 237L123 238V240H124V237L121 235ZM203 239V238H202ZM101 240H102V237H101ZM116 240H118V239H116ZM122 240V241H123ZM103 241V240H102ZM119 242V245H120V241H118ZM117 242V243H118ZM124 242V241H123ZM201 242V241H200ZM203 242V241H202ZM205 242H206V240H205ZM209 242H210V240H209ZM209 242H208V244H209ZM106 243V246H108L107 245V241L105 242ZM237 243V242H236ZM122 244L123 243H121V247H124V246H122ZM211 244H212V241H211ZM113 245V244H112ZM252 245V244H251ZM127 246H125L126 247V249H127ZM196 246V247H195ZM216 246V245H215ZM113 247V246H112ZM124 247V248H125ZM211 247V246H210ZM213 247V246H212ZM239 247V246H238ZM105 248V247H104ZM110 249H111V247H109ZM119 248H120V246H119ZM216 248H217V246H216ZM254 247H252L251 248V250L253 249ZM49 249V248H48ZM64 249V248H63ZM125 249V250H126ZM245 249V248H244ZM105 250V249H104ZM121 250H122V248H121ZM125 250L123 251V252H125ZM241 250H242V248H241ZM247 250V249H246ZM249 250V249H248ZM112 251V250H111ZM127 251H128V249H127ZM130 251V250H129ZM211 251H213V250H211ZM255 251H257L256 249H255ZM46 252V251H45ZM44 252V253H45ZM49 252V251H48ZM66 252H68V251H65V254H66ZM122 252V253H123ZM247 252V251H246ZM245 252V253H246ZM39 253V252H38ZM49 253H52L51 251L49 252ZM48 253V255H49V257H50V254ZM133 253H134V251H133ZM214 253V252H213ZM54 254H56L55 252H54ZM115 254V253H114ZM117 254V253H116ZM115 254V255H116ZM127 254V253H126ZM215 254V253H214ZM47 255V256H48ZM59 255H61V253H59ZM64 254L62 253V256H63ZM108 255V254H107ZM123 255H125V254H123ZM130 255H132V253L130 254ZM216 255V254H215ZM51 256H53V253L51 254ZM54 256H56V255H54ZM71 256V255H70ZM119 256V255H118ZM129 256V255H128ZM137 256V255H136ZM138 256H139V254H138ZM217 256V255H216ZM241 256H242V254H241ZM243 256H244V254H243ZM40 257H41V255H40ZM49 257H47L46 258V260H44V264H58L57 262H59V261H57L58 259L59 260H62V259H60V257L58 258V259H56L55 260V258L54 257H52V258H54V260L52 259V258H50V259H48ZM57 257V256H56ZM103 257H105L106 258V256L104 255ZM135 257V256H134ZM229 257H230V254H229ZM44 259V257H41V259ZM109 259H110V257H108ZM215 258H217V257H215ZM240 258V257H239ZM37 259H39V256H38V258ZM42 259V260H43ZM88 259V258H87ZM100 259V258H99ZM131 259V258H130ZM228 259V258H227ZM237 259H238V256H237ZM40 260V259H39ZM42 260H41V262H42ZM66 260V259H65ZM65 260H63V261H65ZM124 260V259H123ZM122 259L120 260V258L119 259H117V258H111L110 260H109V263L110 264H128V263H126L125 261H123ZM232 260V259H231ZM62 261V263H64ZM85 262H86V259L84 260ZM127 261H129V260H127ZM219 261H220V258H219ZM223 261V260H222ZM235 261V260H234ZM233 261V262H234ZM40 262V264H43V263H41ZM99 262V261H98ZM237 262H238V260H237ZM251 262V261H250ZM258 262V261H257ZM61 262H60V264H62ZM65 263H66V261H65ZM73 263V262H72ZM84 263V262H83ZM143 263H145L144 261H143ZM199 263V262H198ZM227 263V262H226ZM240 263H241V259H240ZM37 264H39V263H37ZM74 264V263H73ZM86 264H87V262H86ZM129 264H130V261H129ZM135 264H137L136 262H135ZM235 264H236V261H235ZM239 264V263H238ZM256 264V263H255Z\"/></svg>","mask_w":264,"mask_h":264}]
</instances>
